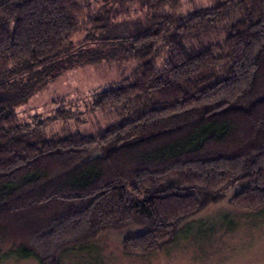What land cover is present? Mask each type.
<instances>
[{"label": "trees", "instance_id": "1", "mask_svg": "<svg viewBox=\"0 0 264 264\" xmlns=\"http://www.w3.org/2000/svg\"><path fill=\"white\" fill-rule=\"evenodd\" d=\"M193 1L0 0V243L12 255L60 264L131 224L145 230L122 251L148 254L231 184L234 206H264V0L185 11ZM102 60L134 64L89 97L105 126L47 133L73 118L65 107L19 119L60 72Z\"/></svg>", "mask_w": 264, "mask_h": 264}, {"label": "rangeland", "instance_id": "2", "mask_svg": "<svg viewBox=\"0 0 264 264\" xmlns=\"http://www.w3.org/2000/svg\"><path fill=\"white\" fill-rule=\"evenodd\" d=\"M102 0H92L95 8ZM209 0L185 3L208 6ZM193 4V5H192ZM182 6V8H183ZM137 19V13L132 14ZM161 60L158 61L160 63ZM134 64L130 61L102 60L64 70L42 89L15 107L20 120L32 117L46 120L56 110L65 107L73 118L51 121L47 133L56 131H94L113 117L88 110L89 97L115 85ZM241 185L227 186L221 198L194 215L180 221L168 240L148 254H124L122 239L145 230L131 224L118 230H106L93 240L65 250L60 264H264V206L236 207L232 196ZM9 246L0 243V264H37L33 259H20L10 253Z\"/></svg>", "mask_w": 264, "mask_h": 264}]
</instances>
